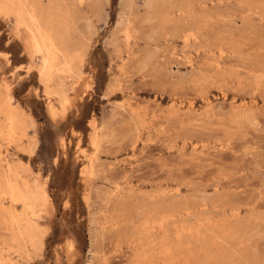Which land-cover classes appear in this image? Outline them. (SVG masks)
I'll return each mask as SVG.
<instances>
[{
    "label": "rangeland",
    "instance_id": "obj_1",
    "mask_svg": "<svg viewBox=\"0 0 264 264\" xmlns=\"http://www.w3.org/2000/svg\"><path fill=\"white\" fill-rule=\"evenodd\" d=\"M65 1L64 108L0 18V107L27 117L0 130V264H264V0H174L180 29L127 32L144 0Z\"/></svg>",
    "mask_w": 264,
    "mask_h": 264
},
{
    "label": "bare ground",
    "instance_id": "obj_2",
    "mask_svg": "<svg viewBox=\"0 0 264 264\" xmlns=\"http://www.w3.org/2000/svg\"><path fill=\"white\" fill-rule=\"evenodd\" d=\"M85 1L86 0H72V3L69 5H79L80 10L82 8V3ZM66 2L67 1H65L63 5L62 0H0V18L11 20L13 22L14 33L16 35H22L23 44L26 48L25 50L29 57L35 61L36 73L40 84L48 94L58 97L62 108L69 103L67 90L64 88L63 82L61 83L62 77L68 76L74 79L79 78L81 75L79 67V62L81 60L80 54L78 51L70 52L66 45L68 39H70L71 30L75 28V26L72 25L74 23L75 11H71ZM129 5V7H131L132 3ZM141 7L144 18L138 19L134 14L132 15V19L127 18L124 21V30L126 32L134 28L135 23L151 22L156 26H170L173 30H177L187 24V22L191 21L189 15L190 6L188 2L178 3L174 0H144ZM89 29L92 31V26H89ZM83 31H85V29ZM188 32L190 31L188 30ZM186 37L187 36H185V38ZM12 101V96L6 92L0 107V116L4 118L5 123H0V130L1 132L5 130V133L8 132L9 134L16 136L15 134L23 133L27 123V117L21 108L10 106L13 104ZM7 137L5 138L6 140ZM31 144V150H34L36 147V141H33V143L31 142ZM37 185L35 184L36 187H38ZM40 187L41 186L39 185V188L36 189H40ZM27 189L29 190H24L25 193L21 194L20 192H16L15 194L22 197L24 200H27L31 204L30 208L44 206L46 202L44 194L42 196L38 190H30L31 188ZM11 214L12 213H10V215ZM11 218H13V216ZM12 220H14V218ZM15 220L18 219L15 218ZM17 226L19 227V225ZM23 227L22 229H18L23 230ZM30 232H34V226L31 224L29 227H26L25 231L20 233L26 235V233ZM35 233H37V231H35ZM33 240H36V238ZM41 247L40 243L39 248ZM70 247H72V245H70Z\"/></svg>",
    "mask_w": 264,
    "mask_h": 264
},
{
    "label": "crops",
    "instance_id": "obj_3",
    "mask_svg": "<svg viewBox=\"0 0 264 264\" xmlns=\"http://www.w3.org/2000/svg\"><path fill=\"white\" fill-rule=\"evenodd\" d=\"M13 38H14V39H19L20 41H22V44H23L22 35H16V34H13ZM23 49H24V55H26V57L28 58L29 55H28L27 51L25 50L26 48H25L24 44H23ZM18 71H19V70H15V71H13V72H14V73H17Z\"/></svg>",
    "mask_w": 264,
    "mask_h": 264
}]
</instances>
